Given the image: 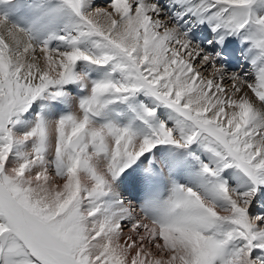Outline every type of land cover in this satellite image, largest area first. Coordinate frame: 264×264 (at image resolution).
Listing matches in <instances>:
<instances>
[{
  "label": "snow or ice",
  "instance_id": "1",
  "mask_svg": "<svg viewBox=\"0 0 264 264\" xmlns=\"http://www.w3.org/2000/svg\"><path fill=\"white\" fill-rule=\"evenodd\" d=\"M0 264H264V0H0Z\"/></svg>",
  "mask_w": 264,
  "mask_h": 264
},
{
  "label": "rangeland",
  "instance_id": "2",
  "mask_svg": "<svg viewBox=\"0 0 264 264\" xmlns=\"http://www.w3.org/2000/svg\"><path fill=\"white\" fill-rule=\"evenodd\" d=\"M257 210H258V208H256V209L254 208V209H253V211H257Z\"/></svg>",
  "mask_w": 264,
  "mask_h": 264
},
{
  "label": "bare ground",
  "instance_id": "3",
  "mask_svg": "<svg viewBox=\"0 0 264 264\" xmlns=\"http://www.w3.org/2000/svg\"><path fill=\"white\" fill-rule=\"evenodd\" d=\"M226 87H227V83H226ZM256 209V208H255Z\"/></svg>",
  "mask_w": 264,
  "mask_h": 264
}]
</instances>
